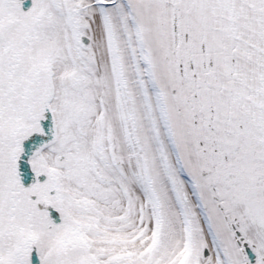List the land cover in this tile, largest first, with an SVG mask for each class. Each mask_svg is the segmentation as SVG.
<instances>
[{"label":"snow or ice","instance_id":"1","mask_svg":"<svg viewBox=\"0 0 264 264\" xmlns=\"http://www.w3.org/2000/svg\"><path fill=\"white\" fill-rule=\"evenodd\" d=\"M0 264H264V0H0Z\"/></svg>","mask_w":264,"mask_h":264}]
</instances>
